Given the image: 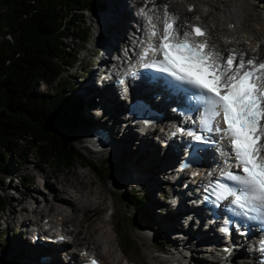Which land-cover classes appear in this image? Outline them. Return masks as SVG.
Listing matches in <instances>:
<instances>
[{
  "label": "bare ground",
  "instance_id": "obj_1",
  "mask_svg": "<svg viewBox=\"0 0 264 264\" xmlns=\"http://www.w3.org/2000/svg\"><path fill=\"white\" fill-rule=\"evenodd\" d=\"M104 4L107 5L105 10L102 9L103 11L94 12V14L98 16L102 14L97 23L102 28V32L101 35L99 34V36H97L98 39L94 42L97 48L100 39L102 38V41L105 40L109 47L105 56L108 61L112 59L115 53L120 52L122 47H126L128 43L131 42V31L133 30L134 22L140 23L145 30L152 24H155L156 27H160L164 19L163 10L165 7L168 9L167 11L169 14L178 17L177 23L182 26L181 32L189 31L191 25L203 26L208 32L210 43L215 45L216 50L225 57L233 52L238 58L247 55L246 59L250 57L254 59L256 57L261 58L264 54V0H104ZM130 5H132V8H130ZM142 9L143 12L141 11ZM145 13L147 15H145ZM149 17H151V23H149ZM254 49H259L262 53H254ZM103 60L105 61L106 59L104 58ZM104 61H101V66L105 65ZM99 72L100 71L98 69L95 70L94 67L89 78L91 84L88 86H86V84L85 86L82 85L79 89L82 94H76L83 102L84 123L87 124L90 122L89 125H106L105 127H107L112 137L111 142L104 146L112 147L113 151H115L116 155L119 156L124 163V171L121 172L120 178H117V182L115 183L117 190H121L125 183L127 186L125 187L126 189L131 186L132 183L138 184L140 188L148 187L149 189H147V192H149L151 197V207L154 208L156 205L159 207L160 212H162L160 216H149V219L155 217L154 219H156L157 224H159H156L158 232L160 234L167 232L171 237L170 239L173 245L176 246L177 252L167 253L160 257L154 256L155 258L151 259V263L191 264L192 261L199 262L200 264H220L221 262L219 260L216 261L217 257L215 253L208 250V244L214 241L218 242L220 236H212L211 233L207 234L204 228L201 227V224L197 223L194 219L191 221L188 220L187 211H189V206L187 200L184 197H179L181 205L174 211L175 213H173L172 210L175 208L173 205L170 204L172 207L171 209L168 204L165 205L162 201H157L158 192L164 194V186H170L171 180L168 176L172 174L168 173V171L169 169L171 171L173 168L172 163L178 159V155H173L170 158L167 157L166 153L164 155L161 154L163 148L161 142L157 139L158 137L165 136V134L159 131L157 137H154V133H151L148 128L144 129L147 132L140 131V129H138L140 132H126L123 128V124L125 123L120 124V114L114 116L117 110L125 109V101L121 100L120 93L113 85L112 87L116 90L113 91V93L106 95L101 91L99 85L94 82L95 78L99 76ZM81 97L84 98L86 103ZM90 117H92V121H90ZM136 140H139L137 148L134 142ZM85 142V147L89 149L86 140ZM90 151L89 149V152ZM92 154H98V152ZM80 177L82 178L81 180L88 178V176L84 174L80 175ZM48 184L55 198L61 193L66 196V200L74 202L75 206H77L76 208L84 207L88 209V211H95L100 208V202H96V200L92 199V196H90L92 194L89 195L88 193L87 195L85 192L86 190H83L78 184L76 187L70 183L63 184L62 189L56 188L51 182H48ZM136 188L138 187H133V189ZM41 192L42 188L40 186H37L34 190H32V187H29V191L26 195L31 196L32 200L26 202L22 212L26 213L30 209L29 206L34 203L35 209L31 211V213L33 215L41 213V204H39V201L35 198V195L41 194ZM21 201L25 202V199L21 198ZM43 201L51 212L52 209L57 210L55 209L57 204H53L45 199ZM109 203L106 212L110 216L105 219L107 221L106 223H110L113 220L116 208L113 199ZM62 204L64 206L63 211H58L56 216L44 217L42 221L34 225V221H30V224L33 225L32 230L30 229V224H25V220L19 221L21 218L17 215L14 220L15 226L27 225L26 227L28 230L26 233H32V240L35 239L37 230L44 234L51 231L52 234L48 237L54 239L57 238L59 232L61 234L60 236L67 237L69 240V243L64 245L58 243L50 244L47 247L44 245L34 246L33 243L31 245V243L19 241L18 243H20V246L16 248V250L18 249L16 256L22 257L26 261V264H75L77 260H79L80 263L87 260V257L81 256L83 251L90 252L87 248L81 250L76 248L73 250L67 247L70 244L73 245L74 242L78 243L80 231H71L67 226L68 222L71 221V215L75 212L74 205L70 203ZM85 213L87 214V212ZM77 226L78 229H80V223H78ZM161 228L164 230L162 231ZM146 229L149 231L147 226ZM94 230L95 229L92 228L90 231H87L88 236L89 234L94 235ZM61 231L63 233H61ZM159 237L162 238L161 235H159ZM110 242V240L106 241V243ZM90 244L97 246L96 250H94L95 252H102V247L104 245L102 240L95 239V241ZM109 246V250L104 251L105 254L102 252V256L104 255L107 257L113 254V250L109 248ZM239 250L240 248L236 249L233 254L229 256V259H231L234 254L238 253ZM91 254L95 255L94 253ZM120 254L122 259L116 258V264H137L135 262H129L125 255H123V252H120ZM240 254L243 255L242 253ZM241 255L233 259L231 264H251V261H247L245 260L246 258L243 257L241 258H243L245 262L240 261L239 258ZM41 256L47 258L49 262L46 261L44 263L41 261ZM223 264L230 263L224 262Z\"/></svg>",
  "mask_w": 264,
  "mask_h": 264
},
{
  "label": "rangeland",
  "instance_id": "obj_2",
  "mask_svg": "<svg viewBox=\"0 0 264 264\" xmlns=\"http://www.w3.org/2000/svg\"><path fill=\"white\" fill-rule=\"evenodd\" d=\"M98 1L100 3L104 2V0ZM130 8H132V5H130ZM163 11H165V9ZM101 15L98 16L89 11L85 12V26L92 30L91 39L86 46V50L78 55V61L72 66V68L65 66L62 67L59 72V78L52 86H47L45 84L40 85L38 91L50 92V94L53 95L62 93L66 96H70L72 99H75L76 94H82L79 90L82 85L85 86L86 84V86H88L91 84V81H89L91 76L90 72L92 69H94V67L96 68V64L94 65V63L97 62L99 58V56L96 54L97 45H95L94 42V33L96 24L98 23L99 17ZM75 35H77V33L74 31L69 33L70 37L68 38L67 43L73 45V47L75 46V49H77L80 48V40L75 38ZM2 41L3 37H0V43ZM253 52L262 53V51L259 49H254ZM249 59L254 58L250 57ZM260 60L264 61V54ZM98 78L99 76L94 80L96 84V80H98ZM60 82H63L62 85L59 84ZM68 82L72 83L73 86H75V89L71 91L67 90L69 87V84H67ZM82 100L84 101V98H82ZM84 102L86 103V101ZM78 103L81 102L78 101ZM83 113L84 112L82 111L80 115L81 121L83 120ZM90 118V121H92V117ZM82 125L83 123L80 127L78 126L72 130L70 137L76 146L79 147V151L85 156L86 161L77 158L75 164L72 167L68 168V170H64L59 166L47 165L41 161H38L34 155H31L30 159L21 165L19 157L14 156V162L11 163L9 174L1 176L2 184H0V197L4 198V201L7 202L8 206L6 207L5 212L0 214V264H26V261L22 257L16 256L18 251L16 248H19L20 246V243H18L19 241L31 243L32 245V233H26L28 230L26 226L30 224V221H34V225L35 223L42 221L44 217L56 216L58 211H63L64 206L62 203H70L74 205L75 212L71 215V221L68 222L67 226L71 231H80L79 237L81 238H79L78 243L74 242L73 245L70 244L67 247H70L73 250L76 248L80 250L87 248L91 253H94L100 257L104 264H116V258H119L120 260L122 259V257H120V252H123V255H125L129 262H135L137 264H152L151 259L155 258L154 256L160 257L167 253L170 254L172 252H177L176 246L173 245L169 234L167 232L163 234L158 232L156 226L157 221L154 219L155 217H152L154 222L146 221L149 219V216H160L162 213L160 212L159 207L156 205L154 208L151 207V197L149 192H147V189L149 188H140L138 184L131 182V186H129L127 189L125 188L127 187L125 185L126 183L123 184V188L121 186V190H116L117 188L114 189V187H116L115 183L117 182V178L119 179L121 172L124 171L123 160H121L119 156L115 155L113 153L114 151L112 152L113 155L111 154V156L102 153H90L89 149L85 147V128ZM134 142L137 148L139 140ZM87 161H90L93 166L98 167L101 177L88 166ZM83 174L88 176V178L81 180L82 178L80 175ZM48 182H51L58 189H62L63 184L70 183L75 187L79 185L83 190H86L85 192L87 195L88 193L89 195L92 194L90 195L92 196V199L96 200V202H100V208L96 209L95 211H88V209H85L84 207L76 208L77 206H75L74 202L66 200V196L61 193L57 196V198H55L52 191H50ZM37 186L42 188L41 194L35 195V198L39 201V204H41V213L35 215L31 213V211L35 209L34 203L33 205L31 204V206H29L30 209L26 213L22 212L26 202L32 200L31 196L26 195L29 191V187H32V190H34ZM134 186L138 188L133 189ZM168 188V186H164V194L158 192L157 196V201H162V203L165 205L167 204V199L172 196L171 193L168 194ZM163 196L166 199H164ZM143 197L147 198V202L141 204L139 200ZM21 198H24L25 202L21 201ZM44 199L53 204H57V206H55V209L57 210L52 209L51 212V210L47 208L46 203L43 201ZM112 199L116 204L115 214L113 220L110 223H106L107 221L105 219L108 218V213L106 211L110 204L109 202ZM85 212H87V214ZM17 215L21 218L19 221L25 220L24 223L27 225L16 227L14 220L16 219ZM77 222L80 223V229H78ZM33 225H29L31 226V230ZM152 225L154 232L150 235L146 234L149 233L146 229V226L151 229ZM92 228L95 229V234H89L88 236L87 231H90ZM161 230L163 231L164 229L161 228ZM156 235L158 236L156 237ZM159 235H161L162 238H160ZM94 238L102 240V243L104 244L102 247L103 254H105L104 251L109 250V244V248L113 250V254L105 257L104 255L102 256V252H95L94 250H96L97 246L90 244L91 242L93 243V241H95ZM108 240L111 242L106 243ZM191 264L200 263L191 261Z\"/></svg>",
  "mask_w": 264,
  "mask_h": 264
},
{
  "label": "trees",
  "instance_id": "obj_3",
  "mask_svg": "<svg viewBox=\"0 0 264 264\" xmlns=\"http://www.w3.org/2000/svg\"><path fill=\"white\" fill-rule=\"evenodd\" d=\"M93 8L98 12L102 4L98 0H0V184L14 156L21 165L34 155L64 170L77 158L86 161L70 137L76 127L85 126L80 117L83 103L38 88L52 86L63 66L72 68L77 63L80 50L67 43L69 33H77L81 49L87 46L91 30L85 26V12ZM67 84V90L75 89ZM87 164L101 177L97 166ZM139 201L147 202L146 197ZM7 206L0 197V214Z\"/></svg>",
  "mask_w": 264,
  "mask_h": 264
},
{
  "label": "snow or ice",
  "instance_id": "obj_4",
  "mask_svg": "<svg viewBox=\"0 0 264 264\" xmlns=\"http://www.w3.org/2000/svg\"><path fill=\"white\" fill-rule=\"evenodd\" d=\"M177 21L165 7L162 30L151 25L150 38L159 37V42L149 44L143 55L159 53L162 58L149 66L198 89V100L204 106V131L222 132L228 138L240 171L224 175L236 182L239 190L217 183L222 190L217 201L232 196L231 203L241 214H264V62L243 56L238 59L234 52L225 57L210 43L202 26L191 25L190 31L181 32ZM218 117L226 127L216 123ZM188 134L196 141L208 140L195 132ZM90 264L98 262L93 259Z\"/></svg>",
  "mask_w": 264,
  "mask_h": 264
}]
</instances>
